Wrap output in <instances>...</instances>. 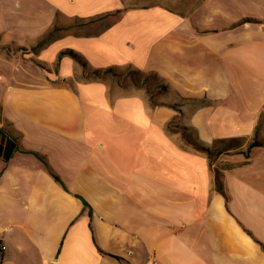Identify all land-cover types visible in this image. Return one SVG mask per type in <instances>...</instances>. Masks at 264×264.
Here are the masks:
<instances>
[{"label":"crops","instance_id":"1","mask_svg":"<svg viewBox=\"0 0 264 264\" xmlns=\"http://www.w3.org/2000/svg\"><path fill=\"white\" fill-rule=\"evenodd\" d=\"M64 49L192 102L83 78ZM172 120L240 145L210 163ZM263 132L264 0H0V264H264Z\"/></svg>","mask_w":264,"mask_h":264},{"label":"rangeland","instance_id":"2","mask_svg":"<svg viewBox=\"0 0 264 264\" xmlns=\"http://www.w3.org/2000/svg\"><path fill=\"white\" fill-rule=\"evenodd\" d=\"M124 3L125 8H140V7H151V6H160L165 9L174 11L178 14H187L196 8L200 2V0H122ZM109 16V15H107ZM105 16L102 17H94L90 20L84 19V20H77L76 24H90L93 22H96L100 19H103ZM47 38H44L42 42H44ZM92 66L95 68H102L105 67L106 64L103 63L102 60H92ZM122 74L120 75V79H116L115 77H112L110 75H106L107 84L111 88L112 86H116L118 88L125 89L128 86H133L136 88H140L145 91L147 94V97L149 95H152L153 102L149 101L150 104L154 105L156 103L157 105H169L173 108L175 106H180L189 102H192L187 99L179 98L177 95L171 93V95L168 93V88H164L162 84H160L156 77L152 76L150 73H141V72H135L132 69L128 68H121ZM149 91V92H148ZM111 92V89H110ZM169 97L170 99H167ZM169 127L172 128V131H175L174 126L177 125L174 120L170 121ZM174 129V130H173ZM177 131L180 132L181 130L177 129ZM187 133L192 136L194 139H196L191 131H187ZM182 138V137H181ZM258 139L264 140V132L258 133L257 135ZM184 142V141H183ZM185 143V142H184ZM240 145V141L237 140H221L216 141L212 147V151H227L231 150L233 151L236 147Z\"/></svg>","mask_w":264,"mask_h":264},{"label":"trees","instance_id":"3","mask_svg":"<svg viewBox=\"0 0 264 264\" xmlns=\"http://www.w3.org/2000/svg\"><path fill=\"white\" fill-rule=\"evenodd\" d=\"M109 14L110 13H104V14L98 15L97 18L98 17H102V16H107ZM92 18H94V17H92ZM92 18H89L87 20H90ZM44 38H45V36H43L42 39L38 42V45H39V43H41L44 40ZM19 49H21V48H19ZM61 56H69L72 59H74L76 62H78L81 65V67H82V77L83 78H90V77L103 78L106 75H110L112 77H115L116 79H120L119 77L122 74V70L119 67H117V66H106V67H102V68H92V67H90V66L87 65L86 61L84 60V58L80 54H78V53H76V52H74V51H72L70 49L61 50L58 53V58H60ZM134 71L135 72H139L137 70H134ZM150 74L152 76L156 77V75L154 73H150ZM164 88H166V87L164 86ZM148 99L153 102L152 95H149L148 96ZM154 105H157V104L154 103ZM169 125H171V124L169 123ZM174 129H176V130L177 129H180L181 130L182 140L187 145L191 146L194 150L206 154V156L208 157L210 163L222 152V151H219V150L213 152L211 147L202 144L197 139H194L192 136H190L187 133V131L189 129L186 126L175 125L174 126ZM12 142H13V145L16 147V141L13 140ZM256 146H264V140L258 139L257 138V135H255L253 141H251L250 143H248L247 150L246 151L248 152L251 148L256 147ZM42 162L47 167V165L44 162V160H42ZM214 185H215L216 191L218 193L224 195L223 186H222L221 179H220V172L217 169H214Z\"/></svg>","mask_w":264,"mask_h":264},{"label":"built area","instance_id":"4","mask_svg":"<svg viewBox=\"0 0 264 264\" xmlns=\"http://www.w3.org/2000/svg\"><path fill=\"white\" fill-rule=\"evenodd\" d=\"M4 249L3 245H0V250ZM147 264H152V263H147Z\"/></svg>","mask_w":264,"mask_h":264}]
</instances>
